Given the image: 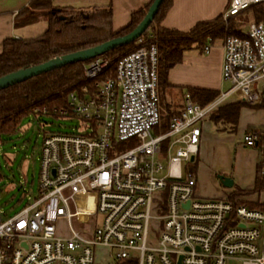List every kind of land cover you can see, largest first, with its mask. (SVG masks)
<instances>
[{
  "label": "built area",
  "instance_id": "built-area-1",
  "mask_svg": "<svg viewBox=\"0 0 264 264\" xmlns=\"http://www.w3.org/2000/svg\"><path fill=\"white\" fill-rule=\"evenodd\" d=\"M260 4L230 0L223 21ZM223 43L227 90L205 107L186 95L162 135L152 133L162 122L153 36L117 61L113 78L99 80L107 59L87 64L92 87L72 92L58 112L83 120L81 131L48 135L38 198L8 218L0 210V264H95L103 248L113 264H264V212L198 196L185 170L217 107L264 105V21ZM243 140L255 147L259 138Z\"/></svg>",
  "mask_w": 264,
  "mask_h": 264
},
{
  "label": "trees",
  "instance_id": "trees-1",
  "mask_svg": "<svg viewBox=\"0 0 264 264\" xmlns=\"http://www.w3.org/2000/svg\"><path fill=\"white\" fill-rule=\"evenodd\" d=\"M154 0H152L151 4ZM132 15L130 23L120 31L113 30V10L111 6L79 9L75 7H56L52 0H32L28 7L16 17L17 26H28L44 20L48 27L40 36L34 38L7 39L0 55V78L8 74L40 65L56 57L97 47L107 41L131 33L144 19L150 5ZM173 0H164L154 21L141 38L153 36L158 46L159 85L167 84L169 71L184 61L187 52L198 50L205 53L207 46L231 35H239L233 18L223 21V15L211 22L197 24L189 32L165 29L163 19L172 8ZM255 22L264 21V4L250 8ZM247 10V11H248ZM134 43L117 47L101 56L113 58L99 80L115 76L116 63L120 58L136 49ZM99 57V58H101ZM90 61L68 64L59 69L43 73L25 82L15 84L0 91V138L16 133L24 119L31 115L59 116V110L69 105V96L74 91L90 88L93 82L85 76V67ZM188 95L195 103L207 106L219 97V92L208 89H188ZM247 105L242 102L226 103L217 107L209 116L219 134H235L241 110ZM258 109H264V105ZM57 111V112H56ZM167 129L169 120L162 119ZM249 133L258 136L257 148L260 160L257 167L258 177L254 192L264 189V128H250ZM251 192L236 191L230 197L235 205L244 202L239 199ZM134 264V263H125Z\"/></svg>",
  "mask_w": 264,
  "mask_h": 264
},
{
  "label": "crops",
  "instance_id": "crops-1",
  "mask_svg": "<svg viewBox=\"0 0 264 264\" xmlns=\"http://www.w3.org/2000/svg\"><path fill=\"white\" fill-rule=\"evenodd\" d=\"M31 1L0 0V55L7 39H29L41 35L36 26L46 24L44 20L31 26L16 25L18 13L28 7ZM52 1L54 6L61 8L90 9L111 6L115 32L125 28L134 13L152 2V0ZM173 4L161 26L185 33L199 23L211 22L223 15L229 8L230 0H173ZM224 52L223 40L217 41L208 54L198 50L187 52L183 63L169 71L167 84L159 85L162 119L167 121L182 110L190 88L215 90L219 94L227 90L225 86L227 84L222 81ZM241 112L238 131L235 134H219L209 118L203 123L199 151L193 161L197 162L194 172L197 180L196 192L203 198L224 199H229L239 190L251 192L239 200L252 209L264 212V189L254 192L258 177L257 167L261 159L260 151L256 146L245 145L243 140L246 135L251 134L250 128H264V109L246 106ZM218 175L231 178L234 181V188H225Z\"/></svg>",
  "mask_w": 264,
  "mask_h": 264
},
{
  "label": "rangeland",
  "instance_id": "rangeland-1",
  "mask_svg": "<svg viewBox=\"0 0 264 264\" xmlns=\"http://www.w3.org/2000/svg\"><path fill=\"white\" fill-rule=\"evenodd\" d=\"M236 28L247 30L255 23L251 10L245 11L233 18ZM47 29L48 24L36 26L39 34ZM113 62V58H105ZM228 88V84L225 85ZM83 120L77 117H63L53 115H31L24 119L20 129L10 135L0 138V210L4 218L13 216L29 204L33 203L39 195L41 150L44 139L54 133L71 134L81 131ZM166 123L152 130L153 135H162L166 130ZM135 146L134 142L127 143L122 150ZM197 162L186 165L187 171L195 172ZM95 264H113L107 249L97 251ZM227 264H241L238 260H230Z\"/></svg>",
  "mask_w": 264,
  "mask_h": 264
},
{
  "label": "water",
  "instance_id": "water-1",
  "mask_svg": "<svg viewBox=\"0 0 264 264\" xmlns=\"http://www.w3.org/2000/svg\"><path fill=\"white\" fill-rule=\"evenodd\" d=\"M163 1L164 0H154L153 3L150 5L144 19L133 31H131V33L107 41L101 45H98L97 47L78 51L75 52V54L72 53L65 56H61L60 58L56 57L53 60H50L46 63L32 66L26 69H21L17 72L1 77L0 91L7 89L8 87L13 86L15 84L25 82L43 73H47L49 71L59 69L68 64L94 60L103 55L105 56L107 52L117 47L134 43L135 41L139 40L142 37V35L146 32V30L149 28L151 23L154 21L155 16L157 15ZM194 160H195V156H192L191 161L193 162ZM218 179L225 188L227 189L234 188L233 187L234 181L231 178L225 175H218Z\"/></svg>",
  "mask_w": 264,
  "mask_h": 264
}]
</instances>
